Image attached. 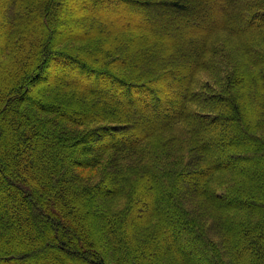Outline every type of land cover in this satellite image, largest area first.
Listing matches in <instances>:
<instances>
[{
	"label": "trees",
	"instance_id": "obj_1",
	"mask_svg": "<svg viewBox=\"0 0 264 264\" xmlns=\"http://www.w3.org/2000/svg\"><path fill=\"white\" fill-rule=\"evenodd\" d=\"M88 4L0 0V264H264V0Z\"/></svg>",
	"mask_w": 264,
	"mask_h": 264
},
{
	"label": "rangeland",
	"instance_id": "obj_2",
	"mask_svg": "<svg viewBox=\"0 0 264 264\" xmlns=\"http://www.w3.org/2000/svg\"><path fill=\"white\" fill-rule=\"evenodd\" d=\"M90 0H68V6L70 7H83L86 9V11H88L89 13L91 11H94V5L93 4H88ZM204 1V0H201ZM106 3V4H104ZM103 3V11H97L98 13V17L100 18V20H102L101 22H98L99 28L103 27L104 24H108V25H112L113 22L118 23V24H130V25H134V26H141V27H146L147 29L153 30L154 32H166L167 35L172 36L170 34V31L173 29L178 31L179 34L184 33L187 31V27L186 25L182 24L180 26H163L161 23L158 22V20L156 18H154L151 14V11L149 9H146L145 7H141V9H129V10H121V12L116 13L115 11H110L108 8V4L105 1ZM107 6V7H106ZM211 6V5H209ZM103 14V16H102ZM215 18L219 19L221 18L220 14H216L214 15ZM214 16L212 17V13H210V10L207 9L203 15L202 18H200L198 20L197 23L193 24V28H197V27H203L206 26L209 22H212L215 18ZM111 18V19H110ZM258 20V19H256ZM78 20L76 18H71L68 22H64V21H57L56 25L57 27H62V26H71L73 27L74 30H77L78 28ZM244 22V21H243ZM60 29V28H59ZM88 30L90 29H86L83 32H88ZM169 30V31H168ZM58 34H61V32L59 31ZM145 36H149L148 34H145ZM60 65V63H59ZM56 66V67H55ZM60 68L62 69V66H58V64L56 65H49L48 68L46 69V74H49L50 72H56L58 70H60ZM58 69V70H57ZM62 78H64L65 80H69L72 79L76 82H78L80 85H92L94 86L96 89L100 90L101 92H105L106 94H108L113 100L118 101V102H127V99L124 96H120L118 95L119 93H116L113 88H108L105 84H104V80H102L101 78L99 79L94 73H90L88 70H78L77 66L73 65H67L66 68H64V73L63 75H61ZM56 79V77H54ZM178 78H181V75L178 76ZM207 78V84H210L211 86H213V80L211 78L208 77V75H206ZM206 78L205 75L204 77L200 78V82H203L205 80L206 82ZM180 83V82H179ZM206 84V83H205ZM85 87V86H84ZM114 87V86H112ZM86 88V87H85ZM121 90V92L123 91L122 89H118ZM124 94V92H122ZM170 97H173L178 99V95H177V91H173L170 95ZM172 107L174 105H171ZM171 106H162L160 108H158V112H168L169 110H171ZM105 137L102 141H110L112 138L108 137V135H102V137ZM240 162V159H239ZM172 231V229H170ZM188 236L183 234L180 237H171V240L174 242V244L178 245V246H183L186 244V241L188 240ZM188 256H190L192 259H196V258H200L203 256V254H199V253H187ZM38 264H44V262H37ZM34 263V264H37Z\"/></svg>",
	"mask_w": 264,
	"mask_h": 264
}]
</instances>
